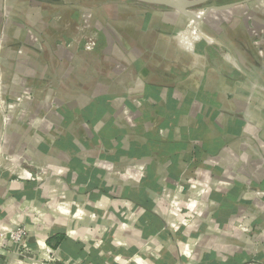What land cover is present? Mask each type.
Segmentation results:
<instances>
[{"label": "crops", "instance_id": "obj_1", "mask_svg": "<svg viewBox=\"0 0 264 264\" xmlns=\"http://www.w3.org/2000/svg\"><path fill=\"white\" fill-rule=\"evenodd\" d=\"M254 2L124 1L72 62L53 32L0 27V264H264Z\"/></svg>", "mask_w": 264, "mask_h": 264}, {"label": "rangeland", "instance_id": "obj_2", "mask_svg": "<svg viewBox=\"0 0 264 264\" xmlns=\"http://www.w3.org/2000/svg\"><path fill=\"white\" fill-rule=\"evenodd\" d=\"M47 1H49V4H44V2L40 0H0V27L3 29L9 25L10 27H13V30L16 31H18V28L21 30L25 29L26 27L27 32L30 29L31 32L33 31L37 37H40V42L43 40L42 36L51 37V34L48 32H53V35H55L57 38L55 41L56 47L57 44H62L67 48V50H63L62 58L69 57V62H72L73 51H69V49H74V47L78 45V51L80 52L77 57H79L80 53L82 52L84 55H92L97 48V41L94 35L96 33H100L101 31H108L109 33L113 32V29L117 25V20L113 14L118 11H124L125 9L129 12L130 9L127 7H122L121 3L124 1L130 3L131 0H89L90 3L87 0ZM62 1L66 2V5L62 3ZM238 1L244 2L245 0H210L205 4L192 7L191 10H193L195 13H198V11L201 9L203 10V8H212L220 6L224 3L230 4ZM257 2L260 5L264 4V0H256V2H254L255 4L251 3V5L247 4V8L245 10L246 13H244L242 17L248 18L250 16L249 13H251V15L254 16L253 22L249 21V19H241V27L247 26V28H251L257 26L258 29H260L262 25H264V5L261 6V8L256 9L253 5H256ZM117 4H120V6L115 7ZM79 5L81 6V11L85 12V14L87 13V15H91V18L89 17L87 19H81L83 13H77L76 11L77 6ZM150 7L152 9L158 8V6ZM63 14L65 15V19L61 17ZM107 14L108 16H106ZM111 16H113L115 19L113 20ZM58 17L61 18L59 19ZM58 20L61 22L65 21L66 25H61ZM161 22L163 23V21ZM4 35L6 36V34ZM21 36L24 37L25 35L23 34ZM47 40L53 41L54 39L47 38ZM253 42H255V40ZM256 43L257 49H255V53L259 57L258 61L264 66V37L258 36ZM57 50L58 48H56V51ZM3 52V45L0 39V60L3 58ZM26 52L27 51L24 50L17 51V53L22 55L21 57H24ZM8 53L9 51H7V54ZM74 76L75 73L70 75V77ZM254 81L257 89L260 91L262 88L264 89V82L261 77L258 76Z\"/></svg>", "mask_w": 264, "mask_h": 264}, {"label": "water", "instance_id": "obj_3", "mask_svg": "<svg viewBox=\"0 0 264 264\" xmlns=\"http://www.w3.org/2000/svg\"><path fill=\"white\" fill-rule=\"evenodd\" d=\"M131 1L141 3V4H145V5L167 7L170 9H175V10L181 11L183 13H189L190 14V13H195L193 10H191L192 7H196V6L205 4L210 0H195V1H192L191 4L186 5L184 8L172 6L171 0H131Z\"/></svg>", "mask_w": 264, "mask_h": 264}, {"label": "built area", "instance_id": "obj_4", "mask_svg": "<svg viewBox=\"0 0 264 264\" xmlns=\"http://www.w3.org/2000/svg\"><path fill=\"white\" fill-rule=\"evenodd\" d=\"M31 180L37 181L40 180L39 175H36L35 177H32V175L29 176ZM27 235L26 229L24 227H18L15 230L11 231L7 237H9V239L15 243V244H20L23 243V239L25 238V236Z\"/></svg>", "mask_w": 264, "mask_h": 264}, {"label": "bare ground", "instance_id": "obj_5", "mask_svg": "<svg viewBox=\"0 0 264 264\" xmlns=\"http://www.w3.org/2000/svg\"><path fill=\"white\" fill-rule=\"evenodd\" d=\"M191 0H171V5L179 8H184L186 5L191 4ZM197 11V10H196ZM203 10H200L198 12H201Z\"/></svg>", "mask_w": 264, "mask_h": 264}]
</instances>
